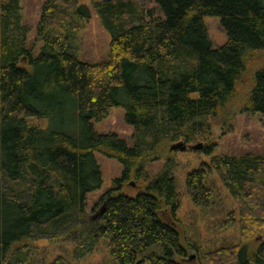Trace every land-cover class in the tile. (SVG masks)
<instances>
[{"label":"trees","instance_id":"trees-1","mask_svg":"<svg viewBox=\"0 0 264 264\" xmlns=\"http://www.w3.org/2000/svg\"><path fill=\"white\" fill-rule=\"evenodd\" d=\"M155 2L158 18L133 0H89L110 40L108 59L90 63L79 57L91 14L81 0H45L31 45L21 0H1L0 264H76L97 251L101 264H186L197 251L175 224L181 197L166 145L209 134L264 49V0ZM204 16L219 18L221 46L212 47ZM253 80L246 108L264 116V66ZM112 107L123 108L131 144L94 127ZM214 146L201 149L208 163L189 170L184 186L195 207H217L208 184L215 173L236 204L224 218L243 241L264 230V153L213 154ZM95 151L122 172L88 210V194L102 184ZM129 179L142 181L135 194L122 189ZM198 251L196 264H264V241Z\"/></svg>","mask_w":264,"mask_h":264},{"label":"rangeland","instance_id":"rangeland-1","mask_svg":"<svg viewBox=\"0 0 264 264\" xmlns=\"http://www.w3.org/2000/svg\"><path fill=\"white\" fill-rule=\"evenodd\" d=\"M44 1L21 0L23 22L31 28L28 36L29 45L35 42V29L40 19L41 7ZM133 1L141 5L146 13L151 11L154 17L161 16L155 0ZM81 3L88 5L91 14L88 19L82 20L83 27L78 34L79 57L81 60L90 63L106 61L109 54V36L101 26L89 0H81ZM203 22L212 47H219L226 42L227 34L218 17L204 16ZM262 66H264V49L255 53L248 60L245 70L237 80L232 96L210 120V131L207 136L196 138L190 143L180 140L166 145V148H168L166 149V155L172 157L176 163L173 172L179 182L181 197L180 207L174 216L175 224H177V229L185 240L193 243L197 248V251L193 249L189 252L190 257L189 260H186V264H196V258L200 253L199 248L202 252H206L212 249L215 250L220 245L246 244L248 249H252L264 241V230L253 232L248 235L249 237L247 236L246 239L240 241L239 226L231 224L230 218L228 220L224 218L228 214L226 209L236 204L226 196V191L215 173L209 175L208 184L214 190L213 199L218 204L217 207L214 204L207 209L195 207L184 186L185 176L189 170L196 168L202 162L208 163L209 156L201 152V149L208 144H215L213 154L264 153V116L246 108L248 94L254 81L253 75ZM94 127L102 133L114 132L131 144L132 127L125 122L122 107H112L107 118L94 122ZM176 143H184L186 149H170ZM197 144H201L197 149L188 148ZM94 154L101 170L102 184L99 189L88 194V210L97 202L98 198L114 187V179L120 177L122 172V165L116 159L106 157L98 151H95ZM163 163L164 158L149 163L148 172L150 174L156 173ZM141 183V180L129 179L121 182V186L128 194H135L142 188ZM223 197H227L225 198L227 202L222 201L221 198ZM169 219L174 224V219L172 220L171 217ZM61 247L66 248L62 244ZM52 252L49 258L52 257ZM103 259L104 252L97 251L91 257L76 264H101ZM35 264H38V262Z\"/></svg>","mask_w":264,"mask_h":264},{"label":"water","instance_id":"water-1","mask_svg":"<svg viewBox=\"0 0 264 264\" xmlns=\"http://www.w3.org/2000/svg\"><path fill=\"white\" fill-rule=\"evenodd\" d=\"M201 146V144H197V145H194V146H189L188 148H193V149H197ZM179 148L180 150H185L186 149V145L184 143H176L174 145H172L170 147V149H177Z\"/></svg>","mask_w":264,"mask_h":264}]
</instances>
